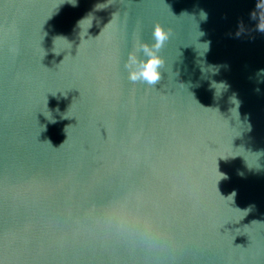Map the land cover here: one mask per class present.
Returning <instances> with one entry per match:
<instances>
[{"label": "water", "instance_id": "obj_1", "mask_svg": "<svg viewBox=\"0 0 264 264\" xmlns=\"http://www.w3.org/2000/svg\"><path fill=\"white\" fill-rule=\"evenodd\" d=\"M0 264H264V0H0Z\"/></svg>", "mask_w": 264, "mask_h": 264}, {"label": "clouds", "instance_id": "obj_2", "mask_svg": "<svg viewBox=\"0 0 264 264\" xmlns=\"http://www.w3.org/2000/svg\"><path fill=\"white\" fill-rule=\"evenodd\" d=\"M170 35V30L156 23L152 30V43L138 41L134 45V50L128 53L124 65L131 82H141L154 87L161 81V69L165 61L159 52L170 39Z\"/></svg>", "mask_w": 264, "mask_h": 264}]
</instances>
